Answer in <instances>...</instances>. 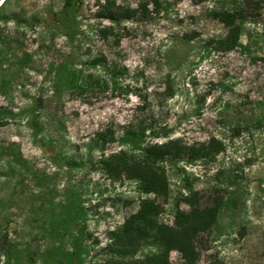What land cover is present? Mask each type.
Instances as JSON below:
<instances>
[{"label":"rangeland","instance_id":"1","mask_svg":"<svg viewBox=\"0 0 264 264\" xmlns=\"http://www.w3.org/2000/svg\"><path fill=\"white\" fill-rule=\"evenodd\" d=\"M243 1L0 0V264H149L122 228L151 195L102 160L169 139L213 152L159 162L160 222L218 195L196 264H264V1L235 43L218 17Z\"/></svg>","mask_w":264,"mask_h":264},{"label":"trees","instance_id":"2","mask_svg":"<svg viewBox=\"0 0 264 264\" xmlns=\"http://www.w3.org/2000/svg\"><path fill=\"white\" fill-rule=\"evenodd\" d=\"M262 1L264 0H245L238 10L223 11L218 14L221 22L229 28L230 44L231 40H234V43L236 41L235 22L247 17L256 19ZM248 13L253 14L247 16ZM127 132L128 130L125 131ZM212 148L211 143L196 148L183 145L178 140L169 139L159 145L155 144L142 149L139 157L121 151L112 153L102 160L107 173L124 172L138 181L143 193L151 195L150 198L140 202L138 210L125 220L122 228L124 236L131 241L152 237L159 244L160 252L147 259L149 264H168V255L173 250L180 253L186 264H196L200 249L199 239L202 234L211 230L223 199L216 195L212 197L210 205L201 206L199 193L191 192L185 198L189 209L178 210L172 226L160 222L161 201L167 200L168 187L165 172L159 166V162L164 159L208 157L213 152Z\"/></svg>","mask_w":264,"mask_h":264}]
</instances>
